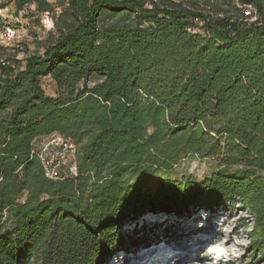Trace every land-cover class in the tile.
I'll use <instances>...</instances> for the list:
<instances>
[{
  "label": "trees",
  "instance_id": "obj_1",
  "mask_svg": "<svg viewBox=\"0 0 264 264\" xmlns=\"http://www.w3.org/2000/svg\"><path fill=\"white\" fill-rule=\"evenodd\" d=\"M62 1L44 52L0 86V264H105L131 239L126 224L235 199L264 259V0H217L224 13ZM32 3L54 13L49 0H16ZM56 133L78 145V175L60 181L34 153ZM192 155L218 170L172 179Z\"/></svg>",
  "mask_w": 264,
  "mask_h": 264
},
{
  "label": "rangeland",
  "instance_id": "obj_2",
  "mask_svg": "<svg viewBox=\"0 0 264 264\" xmlns=\"http://www.w3.org/2000/svg\"><path fill=\"white\" fill-rule=\"evenodd\" d=\"M49 1L54 5V13L50 15L51 29L43 25L47 17L37 10L36 4L25 6L23 15L28 31L22 47L17 50L18 62L30 54L44 52L48 38L56 34L55 19L62 10L59 5L63 1ZM185 1L212 13L230 10L217 0ZM43 86L47 94H56V84L51 77L44 79ZM218 168L214 159L192 155L176 165L169 176L176 180L201 181ZM252 219L249 211L236 199L212 211L195 209L190 214L166 216V219L163 216L143 217L138 223H129L122 228V233L131 239L105 264H264V259L251 250Z\"/></svg>",
  "mask_w": 264,
  "mask_h": 264
},
{
  "label": "built area",
  "instance_id": "obj_3",
  "mask_svg": "<svg viewBox=\"0 0 264 264\" xmlns=\"http://www.w3.org/2000/svg\"><path fill=\"white\" fill-rule=\"evenodd\" d=\"M24 8L18 10L16 0H0V86L4 79L17 74L26 66V57L18 62L20 57L17 54L28 31L27 23L24 21ZM44 14L47 20H43V25L51 29L53 27L51 13ZM48 20H51L52 26H48ZM44 138L36 141L34 153L40 158L46 177L60 181L77 176V143L58 133Z\"/></svg>",
  "mask_w": 264,
  "mask_h": 264
}]
</instances>
